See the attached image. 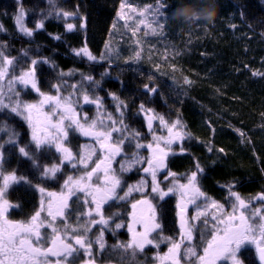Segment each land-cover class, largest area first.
<instances>
[{
  "label": "trees",
  "instance_id": "obj_1",
  "mask_svg": "<svg viewBox=\"0 0 264 264\" xmlns=\"http://www.w3.org/2000/svg\"><path fill=\"white\" fill-rule=\"evenodd\" d=\"M125 2L156 7L165 0H0V52L14 58L0 82L1 169L25 178L9 200L24 210L34 209L38 200L35 184L44 182L39 180L41 173L37 169L63 164L60 154L47 147L36 152L41 167L33 166L21 156L19 147L29 146L33 150L29 145V124L25 114L11 111L18 102L38 98L28 87L17 85L16 79L32 67L33 59L45 58L48 63L35 66L37 93L63 97L65 93L78 95L79 90L85 89L89 97L105 103L107 113L97 116L92 102L85 106L76 104L74 108L87 113V119L105 123L108 117L121 122V130L114 134L125 150H130L128 144L135 139L155 142L145 128V119L137 113L142 104L143 109L155 113L157 118L163 117L165 123L155 124L160 134L163 126L177 121L184 129L180 149L166 158L172 178L184 181L197 171L198 165L202 169L197 172L200 188L219 202L227 203L232 193L244 201L264 196V0H215L218 11L211 23L177 21L171 15L177 0H166L171 5L169 18L161 21L164 27H160V34L148 42L145 67L128 66L131 62H123L118 52L105 48L113 42L116 18ZM20 8L24 10L25 26L33 30L31 37L19 31L16 18ZM60 11L78 15H55ZM40 22L44 26L36 30L35 25ZM69 24L74 26L72 30H68ZM85 46L97 58L95 61L74 53V49ZM70 71L73 75H61ZM88 76L94 82L86 80ZM185 78L191 83L186 84ZM73 84L78 85L75 91L67 86ZM53 85H60V90ZM145 85L155 91H148ZM117 102L123 103L121 113L116 111ZM70 127L64 142L77 152L73 145L86 140L73 131L74 126ZM10 140L15 144L9 143ZM63 167L65 171L69 168L66 164ZM57 175L60 185L61 178L66 176ZM70 206L77 203L71 201ZM160 206L166 211L160 212L157 220V236L161 224L165 236L176 238V211L168 210L174 208L172 196L166 197ZM73 221L77 223L76 219H70ZM199 240L198 233L195 249ZM106 241L112 243L109 238ZM152 249L145 248L134 258L128 255L127 260L131 257L134 263L124 264H151ZM242 255L249 264H256L253 252L246 249ZM105 259L121 263L117 255Z\"/></svg>",
  "mask_w": 264,
  "mask_h": 264
},
{
  "label": "rangeland",
  "instance_id": "obj_2",
  "mask_svg": "<svg viewBox=\"0 0 264 264\" xmlns=\"http://www.w3.org/2000/svg\"><path fill=\"white\" fill-rule=\"evenodd\" d=\"M123 4H124V7L120 11L121 16L116 18V27L114 29L113 42L110 43L107 50L111 52L113 51L118 52L119 56H121L119 57L120 60H122L123 62H127V61L131 62V63H127L128 66L135 64L136 67H140L141 65L145 67L144 66V62H145L144 61L145 60L144 51L148 47V42L150 43L149 40H152V39L154 40V37L160 34V26L154 22L152 18L153 12L149 11V8L154 9L155 5L149 6L146 4L130 3V2H125ZM24 18L25 17L23 16L21 23H19V28L23 26L24 28L28 29L25 26L26 23L24 21ZM0 67H7L6 74H8L9 65L7 66L3 65L2 61H0ZM28 70L29 69H26L24 70V72H27ZM106 74H108V72H106ZM4 76L2 78H4ZM2 78H0V82ZM28 79H33V78L29 77ZM34 79H35V82L37 83L35 76H34ZM16 84L17 85L19 84L21 88L23 89L28 87L27 89H30L33 95L37 94L35 95V98L38 97L37 99H35V101H26V102L21 103V104H31V105L37 106L31 112V124L27 120L29 124L28 130L30 132L29 134L30 147L32 145L33 129H35L36 134L38 136H41L42 133L45 135L44 128H46V125L43 124V122H49V121H52V122L59 121L60 122L59 118H61L64 115L63 109L66 105L70 104L71 108L75 109L74 107L76 106V104H79V106H85V105H89L91 101H94V100L97 101V98L89 97L88 93H86V90L84 89V90H79L78 95H76L75 92H73V95L72 94L70 95L69 93H65V96L61 97L60 99L59 108H57L55 105L53 106L41 105L40 102L42 100V96L40 95V93L38 94L37 91L31 87V84L25 85L21 83L19 79H16ZM37 87H38V84H37ZM149 89H152V87L151 88L148 87L147 90L150 91ZM85 95H87L88 97V102H85V99H84ZM69 96H71L70 101L64 99L65 97H69ZM121 104L123 105V103L121 102H117L115 104L116 110L118 106H121ZM96 111H97L96 114H99L101 112V111L99 112L98 110ZM143 112H145L144 119H147L148 121L151 119L152 122L156 120L155 113L151 111H147V109H143ZM79 114L80 115L76 114L75 116H72L66 119H69L70 121L72 118L79 120L80 124L84 125V127L88 129L91 133H93V135L85 136L78 129L73 128V131H75L78 135L81 134L86 140L85 143L83 144L81 155L77 158L76 161L73 160L71 163L65 162L64 153L60 155L61 156L60 158L61 160H63L62 162L63 164H66L69 168L73 167L77 173L72 174L70 176L73 178V181L68 186H65L64 184L65 179L62 184L63 186H60L59 180H57V178L59 177L57 175L56 178L53 179V186H54L53 190L49 191L48 193L43 192L41 195V208H43V210L41 211L42 218L43 217L45 219L49 218L51 222L53 221L56 222V219L52 220L51 217L47 216L48 205L49 204L52 205L51 210L53 214L56 215L58 209H61L63 198L67 197L68 195V188L75 187L77 181H79L80 188H84L85 185L90 184L91 190H92V188L95 185H99L100 180L103 181L105 179L104 171L106 168L110 169V171H108L107 173L108 176L114 175L113 166H114L116 159L118 160L115 164H119L120 167L123 165L124 166L123 170L125 169L127 171L131 170L137 165V163L142 161L140 155H138L136 152L133 153L131 156H128V153L124 151V153L119 157L121 151L119 152V154H115V155H113L110 151H108V149L119 148L118 146L113 145V144H120L119 140L115 137V134H114V132L117 133L118 131H113V129L114 128L119 129L120 131L121 122L118 123V121L113 120L114 118L111 119L108 117H107L108 122H105V123L95 121L94 119L85 120V117L88 118L87 113L82 112ZM25 115H27V113H25ZM112 121H114L115 123H112ZM66 122L68 121H65V124ZM93 124H95V126L91 127ZM174 124L175 123L163 126V130L160 134V140L155 141L154 143H151V148L147 147L150 150V154H151L147 156V160L153 159L154 157H157V156H161L163 155V153H167V155L164 156V159L166 160L167 157H169L172 154H175L180 149L179 147H180V142L182 139L174 140V142L171 143L170 145L167 143L170 139H173L177 133H180L181 136L184 137V129L182 128V126L178 124L177 126L174 127L173 126ZM66 126H68V123L66 124ZM170 128L172 129L171 133L169 132ZM63 129L64 131H67L65 126H63ZM96 133H104L105 135L104 137L97 139V136L95 135ZM108 133H111V135L108 136L107 135ZM121 139H123V137H121L120 140ZM58 142L64 148L63 137L60 136ZM101 145H104L105 147L102 148ZM45 147L51 148L60 154V152H58L54 146L45 145ZM159 149H162L163 153H161ZM134 156L139 157L138 162H133ZM88 157H90L91 159L88 160L87 167L79 163V160L81 158H88ZM147 160H146V163H144L145 168L149 167ZM97 163L100 164V169L95 174H93L91 180L81 181L80 178L84 177L87 172L92 171V169L96 167ZM63 164L55 165V166H58L60 167V169H62ZM139 164H143V163H139ZM1 165H2V161H1V156H0V168H1ZM73 165H75V167ZM165 168H167L166 163H164L163 167L156 170L155 178H153L151 172H146V174L148 175L147 180L145 178H141L138 182L132 183L130 186H128L127 188L128 192H129L130 187L135 189L131 192H144L147 189V187L150 186L149 195H145L143 196V198L141 197L137 199L138 201L137 200L132 201V206L135 204L136 207L135 208L132 207L131 212L128 214L126 228L125 226L123 227V225H121V227L119 228L116 227L115 229L111 226L104 229L107 232L106 237L112 240L111 244L107 243L105 238L102 236L103 232H101V236L103 237L102 242L104 243L105 248L103 250L99 248V243L97 242L98 241V238H97L94 244H98V246L94 245V247L92 248V257L99 258L102 255L103 257L111 258L114 255L119 256V254L114 253L112 251L113 245H118L121 243L128 244L133 240V233H135L136 236L138 237L141 233H144L146 229H152L151 231L148 232V239H151L153 243L151 245L145 246V248H148V247L153 248L152 255H150L151 257H153L151 264H175L176 260H179V264H199L198 256H192L187 251H184L183 248H181V255H180V249H179L178 252L175 254V257H173L172 254L169 252V249L173 245V241H169V242H167L166 240L162 241L160 236L159 237L157 236L158 228L153 229V225L158 224L157 214L153 206L157 205L158 193H155L152 191L153 187H157L158 189L164 192H168L170 188L173 189V191H177V201L183 206V211H182V208L180 210V218L183 217V220L185 222L186 221H188L189 223H191V221L195 222L200 219H205V216H209L211 217V220H215L216 227L212 230V236L216 234H220V235L223 234V230L226 224L221 223V221L227 222V217L229 216L239 217L241 212H243L245 217L251 218L252 213L256 212L257 210H260V213H259L260 216H264V196L263 195H258L252 200H246L245 203L247 207L243 209L239 207L238 201H236L235 197L231 194L230 196L232 198H229L227 203L218 202L215 199L205 194L204 196L198 197L195 201V204H190L189 200H186L184 196L181 195V189H179V185L180 184L186 185L188 182V179H184V181L179 182L180 180L179 177H173L174 179L172 181H168L164 183V179L163 178L161 179L160 177V183H159V179H157L158 172L160 170V173H161V171ZM4 174H5L4 177L12 176L11 173L4 172ZM163 176L166 179L172 176V173L171 171L167 169L164 172ZM4 177L2 180L3 185L0 187L3 188L4 194H5L9 186H11V184L13 183L15 184L18 181V179L17 181H9L8 184L5 186ZM163 183L164 185H162ZM197 183L199 184L198 179H197ZM80 192L81 191H77L76 195L73 197H77V194L78 195L82 194V192L81 193ZM189 192L190 191L185 192V194H188ZM124 194H122L121 196H124ZM205 197H207V199H205ZM162 198L160 197V201ZM145 201L147 203H144ZM257 201L259 202L257 203ZM213 202L216 203L217 207H213ZM63 210L64 208H62V211ZM200 212L204 213V215H201L197 218V215ZM58 217L60 216H57V218ZM183 220L181 218V221ZM257 220L259 222L258 218ZM249 222H251V220ZM129 226L132 227L131 232L129 231ZM91 228L92 227L88 228L87 232H92ZM68 232L71 233V231H68ZM258 236H259V233L256 234V238ZM121 237H124L125 241H120ZM184 241L188 243L189 239L186 237ZM184 241L183 240L180 241V244L182 246H185V244H183ZM164 242H167V243L163 245ZM174 243H177V241ZM250 244H253V243H250ZM247 245H249V243L246 244L245 246ZM187 248L189 249V247ZM129 252H131V250H129ZM81 257L83 261H86L87 259H89V255L85 251L81 253ZM189 258H192L193 260L186 261V259H189ZM239 259L241 260V263H242L240 254H239ZM125 261L134 263L132 262L133 260L131 257L129 258V260H127L126 258ZM217 264H231V261L222 258L221 260L217 262Z\"/></svg>",
  "mask_w": 264,
  "mask_h": 264
},
{
  "label": "snow or ice",
  "instance_id": "obj_3",
  "mask_svg": "<svg viewBox=\"0 0 264 264\" xmlns=\"http://www.w3.org/2000/svg\"><path fill=\"white\" fill-rule=\"evenodd\" d=\"M207 3V0H177L176 7L174 9V12L171 14L174 16L175 11L184 6V5H196L197 7H203ZM124 7V4H121V8ZM171 7V5L165 2H162L158 4L154 9L149 8L150 12H153V20L154 22L159 25L161 28L164 27V24L161 23V21L166 22L169 18L168 9ZM57 16H63V17H70V16H77L78 13L73 12H67V11H60L55 13ZM196 13L193 11L189 15V19L192 18V16H195ZM24 16V10L23 8L19 9V13L17 15V23H21ZM118 16H121L120 13H118ZM43 22L37 23L35 25V29L39 30L43 28ZM73 25L69 24L67 26L68 30L73 29ZM81 27H84L82 24ZM19 31H21L24 35L31 37L33 35V30H29L24 28L23 26L20 27ZM56 39H59V37H56ZM105 48H108V45H105ZM74 53L78 56H84L88 60L95 61L97 58L91 54L89 49L85 46L79 50L74 49ZM24 55H27L25 52ZM104 57L101 56V59ZM13 59H9L6 56H3V53L0 52V61H2L3 65H12ZM48 63L47 59L45 58L43 61L33 59L31 61L32 67L27 71L21 74V76L18 78L21 83L28 85L31 84V87L35 89L37 92H39V88L37 87V83L35 82L34 76H35V66L39 63ZM7 73V67H0V78H2ZM63 75L71 76L73 73L70 71L68 73H62ZM29 77H32L33 79H28ZM86 80L89 82H94L93 78L91 76L85 77ZM98 83V82H96ZM185 83L190 84L191 81H189L187 78H185ZM68 87H71L74 91L78 89V85H67ZM60 85H53V88L57 91L60 90ZM145 88L147 89L148 86L145 85ZM150 91H155V89H149ZM42 96L41 105H49L53 106L55 105L57 108L60 106V99L59 96H46L43 93H40ZM64 99L70 101L71 96L65 97ZM85 102H88V97L85 95L84 97ZM98 103V102H97ZM123 107V105L121 104ZM36 105L31 104H21L20 102L17 103L15 107L11 108V111L13 113L24 115L27 113V115L24 116L26 120L29 121L31 124V112L33 109H35ZM141 108L143 109V105H141ZM64 112H72L73 109L71 108L70 104L66 105L63 109ZM55 115V113H54ZM161 123H165L163 120V117H159ZM85 120H87V117H85ZM112 123H115L112 121ZM63 117H61V122L56 125H50L51 127L55 128L59 134H62L64 137L67 136V132L64 131L63 127ZM179 124V121L175 122L173 125L174 127ZM70 126H74L76 129H78L80 132H82L85 136L93 135L88 129L84 127V125L80 124L79 120L72 118ZM95 124H93L91 127H94ZM149 128H151V119L149 120L148 124ZM113 131H119V129H113ZM169 132H172V129H169ZM13 136L16 135V133H12ZM97 139H100L104 137V133H96ZM108 136L111 135V133L107 134ZM138 135V134H136ZM243 135V134H241ZM154 139H158L155 138ZM183 139V136H181L180 133H177L176 136L173 139H170L167 143L170 145L174 142V140ZM59 135L53 136L51 134L44 135L42 133L41 136H38L36 134L35 129H33L32 134V145L31 148L33 150H29V146H23L18 148V152L21 154L22 157L27 158L30 160L35 167H41L38 163L36 152L43 151L45 145L48 146H54L58 152L64 153V160L65 162L71 163L75 158L73 157L71 151L67 148H63L62 145L58 142ZM9 143L15 144L14 141H9ZM3 146L0 145V148ZM102 148H104V145H101ZM137 148L142 147V145L137 144ZM149 148H151V145H148ZM113 155L119 154L120 149H108ZM161 153H163L162 149H159ZM220 151H223L222 149ZM2 155V153H0ZM167 153H163L161 156L154 157L153 159H148L147 163L149 167L145 168V172H151L153 178H155L156 170L164 166V156H166ZM91 158H81L79 160V163L87 167V162ZM139 157L134 156L133 162H138ZM75 167V165H73ZM123 169V165L121 166ZM100 169V164L97 163L96 167L92 169V171L87 172L84 177H81L82 180H91L93 174H95ZM60 167L58 166H51V167H43L41 171V177L43 178H49L54 179L57 176V173L60 172ZM108 171L110 169L106 168L104 171L105 179L103 183L106 185L104 189L96 188L94 190H91V185H85L84 188L79 187V181L76 182L75 187L68 188V195L67 197L63 198L61 209H58L57 214L54 215L51 208L52 205H48V213L47 216L51 217L52 220L57 219V216H63L62 208H66L67 200L72 198L76 195L77 191L84 192L88 195H92V203L96 205V214L100 215V220H92V224H102L106 225L108 223V220L103 218L102 213L100 212V206L102 203L107 202L111 199H125L131 191L135 190L130 187L129 192H126L124 196H118L117 190L121 186V180L113 176H108ZM202 169L199 168L197 165V171L193 172L190 177H188V184H180L179 189H181V195H184L185 192L191 191L193 193L192 198L189 200L190 204H195V201L198 197L204 196L205 194L202 193L199 189V187L196 184L197 181V172H201ZM19 180H25L24 177H20ZM9 181H17V177L15 175L4 177V185L6 186ZM73 178L68 177L67 180L64 181L65 186H68L70 183H72ZM30 183V181H28ZM39 191L43 193L44 189L40 188ZM152 191L155 193H158L160 197H164L168 194V192L173 191V189H169L168 192H164L157 187H153ZM99 194V200L96 199V195ZM51 195V194H49ZM239 203L240 208H246L247 205L244 200H242L239 195L232 193ZM4 196V190L2 187H0V264H47V258L49 255L57 257V264H59L60 259L68 260L70 258H74L76 254L78 253V249L74 248L71 244H60V250H57L56 247H49L47 249H41L40 247H37L33 243V238L35 239L36 243H39L41 238V234L39 229L45 225H43V222L38 221L41 217V211L35 212L30 217V222L24 223V222H17V223H10L7 220L4 219L5 212L8 208H14L17 207L16 205H10L8 201L3 200ZM207 199V197H205ZM87 202V201H86ZM144 203H147L146 201ZM133 208L136 207L134 204L132 206ZM213 207H217L216 203L213 202ZM183 211V209H182ZM260 210H257L256 212L252 213L251 218L245 217L243 212H241L239 217L235 216H229L227 217V222L221 221V223H225L226 226L223 230V234H216L212 236V239L208 241L207 246L203 249V255L198 256L199 264H217L219 260L226 259L230 260L231 264H241V260L239 259V253L243 246H245L248 243H256V251L259 256V260L261 262H264V216L259 215ZM88 216H91L92 213H87ZM201 215H204V213L200 212L197 215V218ZM183 220V217H181ZM257 218L259 219V222L257 221ZM251 220V222H249ZM207 223V221H205ZM51 226V225H48ZM117 228L121 227V225H117ZM183 227V225H182ZM159 228V225H153V229ZM85 230H88L87 228ZM152 229H146L144 233H141L138 237L135 233H133V240L128 244H118L112 246V251L114 253L119 254L118 258L121 261V264H124L125 259L128 255H131L133 258L136 256L138 252H143L146 245H151L153 241L151 239H148V232ZM52 231L55 233L57 230L55 228L52 229ZM67 231V229H65ZM75 231V229H73ZM129 231H132V227L129 226ZM259 233L260 240L257 243L256 242V234ZM60 237H57L56 240L52 241V244L55 246L57 244V240H59ZM188 239H191V232L188 233ZM99 248L103 250L105 248L104 243L102 242V236L101 238H98ZM75 244L80 246L81 249H83L85 252L89 255V261L88 264H95L94 259L92 258V242L86 241L85 239L81 238L80 236L75 237ZM180 243H173L172 247L169 249V252L172 254L173 257H175V254L180 249ZM131 250V252H129ZM188 253H190L192 256H197V253L193 248H189L187 250ZM175 264H179V260L175 261Z\"/></svg>",
  "mask_w": 264,
  "mask_h": 264
},
{
  "label": "flooded vegetation",
  "instance_id": "obj_4",
  "mask_svg": "<svg viewBox=\"0 0 264 264\" xmlns=\"http://www.w3.org/2000/svg\"><path fill=\"white\" fill-rule=\"evenodd\" d=\"M112 98L115 99V97H112ZM91 102L94 103V106L97 108V110L99 112L101 111L100 113L106 112L105 103L99 101V99L97 101L94 100ZM141 105L142 104H139V106L137 108V113H139L144 118L145 112H143ZM116 111H117V113H121V107L118 106ZM100 113L96 114V115L100 116ZM76 114L80 115L78 110L73 109L72 112H67V113L64 112V115H63L64 117L62 116L63 117L62 127L65 126V128L67 130L66 131L67 132L66 137H64L62 134H59L55 128L50 126V125H56V124L60 123L61 118H59L60 122L59 121H57V122H52V121L43 122V124L46 125V128H44L45 135H47V134H51L53 136L59 135V137L60 136L63 137V140L65 141V139L68 138L69 130L71 129V127L69 126V124H71V121L69 119H66V118H70L72 116H75ZM113 120H116V119H113ZM65 121H68V122H66V124L68 123V126H66ZM97 121L101 122V120H97ZM145 121L147 123L145 128H147L151 132V136H153V138L154 137L158 138V139H152V140L153 141L160 140V129L158 132L155 128V124L158 123L160 125L159 118L156 117L155 121H153V122L151 121V128H149V126H148L149 121L147 119H145ZM79 136L84 138L81 134ZM84 143L85 142H82L80 144L76 143L75 144L76 146L73 145L74 147L77 148V152L75 150L72 151L71 148L65 142L63 143V145H64V148H67L71 151V153L73 154V157L75 158L74 161H76L77 158L81 155L82 147H83ZM151 143H152V141L151 142L146 141V144H145V141L138 142L135 139V142L128 144V147L130 148V150L128 148H127V150H125L124 146L122 144H113L114 146H118L120 151H121L119 157L124 153V151H126L128 153V156H131L133 153L136 152L138 155H140L141 160H142L139 163H143V164L137 163V165L134 168L127 171L125 169L123 170L119 166V164H115L118 159L115 160V163L113 166V172H114V175L121 180V186L117 190L118 196H119V194L121 196L122 194L128 192V189H127L128 186H130L132 183L138 182L141 178H145L147 180L148 175L144 171V168H145L144 163H146L147 156L151 155L150 150L147 148L148 145H151ZM137 144L142 145V147L137 148L136 147ZM60 155H62V152H60ZM62 162H63V160H61V163ZM164 163H166L165 159H164ZM68 170H72L73 172L71 174H68V172H67ZM166 170H167V168L163 169L161 172L164 174V172ZM37 171L41 173L42 169H37ZM67 171H65V169L63 167L61 169V171L59 172V174H61V177L64 175V173L66 176V178H64V176L62 177V182H61L60 186H63L62 184H63L64 179L67 180L68 177H70L72 174L77 173L73 167L67 168ZM133 172H134V175L132 176ZM0 176L2 178L0 186H2L3 185L2 180H3V177L5 176V174L1 168H0ZM38 176H39V180H42L44 182H43V184H35L36 192L38 195V200H37V205L34 209L28 208L27 210H24L23 208H20V206L18 204L13 203L12 201L9 200L10 195H12V194L16 195L18 187L21 186L20 184H22L21 181L19 180V178H17L18 181L15 184L13 183V184H11V186H9L8 190L4 194L5 196H3V200L8 201V203L10 205H16L17 207L7 209V211L5 212V216H4L5 220H7L10 223H17V222L27 223V222H30V217L35 212L41 211V209H42L41 208V195H42V193L39 191V189L42 188V189H44L43 192L48 193L49 191L53 190L54 186H53V179L43 178V177H41V174H39ZM160 177H161V179L163 178L164 181H166V182L172 181L174 179V178H172V176L165 179L163 175L160 176V170H159L158 175H157V179H159V183H160ZM103 181L100 180L99 185H95L92 188V190H94L96 188L104 189L106 187V185L103 183ZM179 182H182V181H179ZM187 184H188V182H187ZM196 184L199 187L200 191L202 193L206 194L200 188L197 181H196ZM15 187H17L16 191L14 189ZM95 195H96V199L99 200V194H95ZM145 195H149L148 187L144 192H131L129 194V196L123 200L111 199L105 203H102L100 206V212L102 213L103 218L108 220V223L106 225H102L99 223H96V224L91 223L92 220H96V221L100 220V215L96 214V205L94 203H92V199H93L92 195H88V194L83 193V192L80 195L77 194V197H72L70 200L67 201L68 206L66 208H64L63 216L58 217L56 219V222H54V221L51 222L49 220V218H46V219L44 217L42 218V214H41V217H40V220L38 221V223L40 221H42L43 225H45L39 229L42 239L40 240L39 243H36L35 239L33 238V243L35 246L40 247L41 249H47L49 247H56L57 250H59L61 243L71 244L74 248L78 249V253L76 254V256L74 258H70L68 260L60 259L59 264H66V263L82 264V263H85V262L89 261V259H87L86 261H83V259L81 257V253L84 250L81 249L80 246L75 244V237L80 236L81 238L85 239L86 241H91L92 242V248L94 247V245L98 246V244H94V243H95L97 238L101 237V232H103L102 236L105 238V240L107 238L106 237L107 232L104 229L108 228L109 226H111L115 229L118 224L123 225V227L125 226V228H126L128 214L132 210V201H135L141 197L143 198V196H145ZM138 196H140V197H138ZM168 196H172V198L174 200V208L168 209V210L176 211V221L178 223L177 237L174 238L172 236H169V237L165 236L161 232L162 226L160 224V238H161V240L162 241L166 240L167 242L173 241V243L177 241V243H180L181 240L184 241V239L186 237L188 238V233L190 231L191 232V239H189V242L186 243L184 241L183 244H185V246H182L180 244L181 245L180 246V255H181V248H183L184 251H187L188 250L187 247L193 248L195 250V252L197 253V256L202 255L203 249L207 246L208 241H210L212 238V230L216 227V221L211 220V217H209V216H205V219H200V220L195 221V222L191 221V223H189L188 221H186L187 222L186 223L184 220L181 221L180 210H181V208L183 209V206H182V204L178 203V201H177V191L168 192V194L166 196H164L161 199V201H160V195L158 194L157 205L153 206L154 210L156 211V214H157V220H159L160 212L163 213L166 211L165 207L160 206V204L163 201H165V198ZM183 196L186 200H190L193 196V193L190 191L188 194H184ZM71 201H75L77 203V206H70ZM258 202L259 201H257V203ZM88 212H91L92 215L88 216L87 215ZM72 216H75V218L72 219ZM70 219L71 220L76 219L77 223L74 224V221L70 222ZM205 221H207V223H205ZM0 222H2V221H0ZM48 225H51V226H48ZM182 225H183V227H182ZM90 227H92L91 228L92 232H87L88 230H85V229L86 228L88 229ZM53 228H55L57 230L55 233L52 231ZM65 229H69V230L65 231ZM73 229H75V231H73ZM68 231H71V233ZM198 233H199V236L201 237V240H199V242H198V248L195 249L196 247L194 246V243L196 242V238H197ZM57 237H60V239L57 240V244L54 246L52 244V241L56 240ZM203 239H204V243H203ZM259 240H260V236H258L256 238V242L258 243ZM167 242H164L163 245H165V243H167ZM253 244L249 243V245L243 246V248L241 249L239 254L241 256V254H244V251L246 249H248L249 251L254 253V256L256 259V264H262L258 259V253L256 251V243H253ZM92 258L98 262L113 261L111 259L110 260L104 259L106 257H103L102 255L99 258H96V257H92ZM241 259H242L241 264H249L245 260L244 255L241 256ZM188 260L192 261L193 259L192 258L186 259V261H188ZM51 263H57V257L49 255L47 258V264H51Z\"/></svg>",
  "mask_w": 264,
  "mask_h": 264
},
{
  "label": "clouds",
  "instance_id": "obj_5",
  "mask_svg": "<svg viewBox=\"0 0 264 264\" xmlns=\"http://www.w3.org/2000/svg\"><path fill=\"white\" fill-rule=\"evenodd\" d=\"M195 11L196 15L189 19V15ZM218 8L215 4V0H207V3L203 7H197L196 5H184L178 8L174 13V18L177 21L194 23L197 20H204L209 23L213 21L217 14Z\"/></svg>",
  "mask_w": 264,
  "mask_h": 264
},
{
  "label": "water",
  "instance_id": "obj_6",
  "mask_svg": "<svg viewBox=\"0 0 264 264\" xmlns=\"http://www.w3.org/2000/svg\"><path fill=\"white\" fill-rule=\"evenodd\" d=\"M84 28V27H83ZM59 250H60V248H59ZM258 259H259V256H258ZM95 261V264H120V263H118V262H115V261H109V262H98V261H96V260H94ZM260 261V260H259ZM261 262V261H260ZM262 264H264V262H261ZM51 264H57V263H51ZM66 264H70V263H66ZM82 264H88V261L87 262H85V263H82Z\"/></svg>",
  "mask_w": 264,
  "mask_h": 264
}]
</instances>
